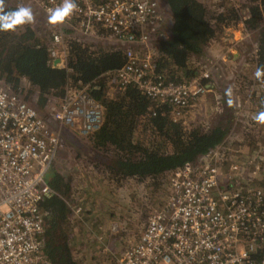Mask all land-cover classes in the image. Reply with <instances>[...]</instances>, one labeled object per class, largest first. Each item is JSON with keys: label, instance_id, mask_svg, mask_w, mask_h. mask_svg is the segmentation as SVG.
<instances>
[{"label": "built area", "instance_id": "built-area-1", "mask_svg": "<svg viewBox=\"0 0 264 264\" xmlns=\"http://www.w3.org/2000/svg\"><path fill=\"white\" fill-rule=\"evenodd\" d=\"M32 1L48 16L63 3ZM76 4L62 26L84 35L107 31L129 46L125 64L106 73L115 88L124 91L136 84L158 107H167L163 114L190 128L188 118L196 103L214 86L203 81L212 80L213 75L199 70L189 81L177 82L154 71L158 44L170 34L163 1L76 0ZM152 42L155 48L148 46ZM139 45L147 49L139 53ZM67 53L68 40L61 30L54 32L52 61L60 59V66H66ZM53 118L60 129L72 126L90 139L103 125V102L89 92V86H70ZM60 139V131L52 130L24 97L0 86V264H49L40 206L51 192L46 175L57 158ZM224 143L200 161L157 177L161 184L167 181V194L152 207L140 240L117 258V264H264V187L256 183L257 174L239 176L244 167L224 159L228 152ZM220 162L229 163L228 184L220 183ZM248 163L255 167L254 173L260 168L253 160ZM233 172L240 174L233 177ZM74 211L79 216L83 206Z\"/></svg>", "mask_w": 264, "mask_h": 264}, {"label": "trees", "instance_id": "trees-1", "mask_svg": "<svg viewBox=\"0 0 264 264\" xmlns=\"http://www.w3.org/2000/svg\"><path fill=\"white\" fill-rule=\"evenodd\" d=\"M162 1L168 8L172 25L170 34L158 44L160 55L155 62V72L166 74L177 82L189 81L199 72L197 56L204 52L224 25L240 20L247 30L257 32V68L264 66V0H248L242 8L227 5L225 11L217 15L203 0ZM18 7L4 0L5 11ZM244 8L249 11L248 17L242 16ZM50 44L38 35L31 24L14 30H0L1 77L18 94L28 86L27 98L38 93L41 106L52 95L61 98L70 83L77 88L89 86V92L104 106L103 125L91 139L105 157L97 161L95 167L104 166L113 179L130 178L141 182L151 178L152 184L158 187L161 182L157 177L185 163L200 161L206 153L226 140L238 122L232 98L224 95V112L216 124L210 129L197 125L186 129L163 114L167 112V107H158L136 84L129 85L116 95L108 93L112 78L106 73L125 64L124 49H94L70 38L66 66L62 67L53 66ZM259 80L264 82V78ZM211 81L206 79L203 82ZM47 181L51 192L43 198L40 206L44 214L46 257L49 264H79L70 242L74 215L71 178L66 179L54 171ZM88 200L89 197L84 201L82 212L86 221L90 214L86 208Z\"/></svg>", "mask_w": 264, "mask_h": 264}, {"label": "rangeland", "instance_id": "rangeland-1", "mask_svg": "<svg viewBox=\"0 0 264 264\" xmlns=\"http://www.w3.org/2000/svg\"><path fill=\"white\" fill-rule=\"evenodd\" d=\"M203 1L208 4L209 9L215 15L223 13L227 5L242 8L243 3L248 2V0ZM7 2L10 5H19V7H30L35 15V22L31 23V26L38 35L50 43L52 34L61 30L66 41L70 38L78 39L94 49L120 48L126 51L129 47L107 31L84 35L60 23L51 24L49 16L32 0H7ZM248 15V9H242V16L248 17ZM165 18L166 29L168 28L170 32L172 19L167 10ZM244 24L241 20L235 23L237 28L234 30L236 31L228 34H223L224 28L222 27L217 37L208 43L201 55L197 56L200 72L211 71L212 82L218 88L217 90L210 88L211 92L196 103L188 118L190 127L188 129L196 125L210 129L220 116V108L223 104L225 105V100L220 97V94L230 96L234 102V109H237L238 122L234 124L225 140L224 146L228 152L224 159L230 162L235 161L233 163L239 164L242 169L244 167L241 175H239L240 172H233V177L257 174L260 179L256 183L263 184L264 187V122L257 120V116L264 112V82L257 79L255 75L256 58L258 57L257 32H245ZM239 25L243 26V31L240 29L239 32ZM66 30L71 32H66ZM148 46L155 48L156 43L152 42ZM136 49L142 53L147 46L139 45ZM234 52L238 53L237 58H234ZM0 86L9 87L1 74ZM70 86L71 83L68 84V87ZM25 88L26 90L19 94L49 122L52 130L60 131L61 147L46 178H49L50 173L54 171L59 172L66 179L71 178L74 191L71 200L73 210L78 205L85 207L83 201L89 197V203L86 205L90 211L88 220L86 221L84 213L77 216L75 211L72 217L73 228L70 242L75 257L79 260V264H117V258L140 240L148 225L152 207L160 204L167 194V181L165 180L166 184L164 182L161 184V182L160 188V185L158 187L153 185V181L149 178L141 182L130 178L124 180L111 178L104 166L95 167L97 161L104 160L102 158L105 155L100 152L91 138L80 135V132L72 126L64 125L61 129L57 127L53 115L62 97L52 95L48 102L41 106L38 93L27 98L26 91H29V87L25 86ZM235 91H241L239 96H236ZM118 92L121 91L110 83L108 93L116 95ZM249 160H253L254 165H259L260 168L256 173H254L255 167L252 168L247 162ZM241 162H245V166ZM223 165V162H220V183L228 184L231 180L230 166L229 163L225 164V167ZM95 227L97 229L93 232L92 229Z\"/></svg>", "mask_w": 264, "mask_h": 264}, {"label": "clouds", "instance_id": "clouds-1", "mask_svg": "<svg viewBox=\"0 0 264 264\" xmlns=\"http://www.w3.org/2000/svg\"><path fill=\"white\" fill-rule=\"evenodd\" d=\"M77 7L76 0H63L59 7L50 11L49 23L65 22ZM34 22L35 15L30 7L20 6L15 10L5 11L4 0H0V30H14L16 27ZM255 75L258 79L264 78V66L258 67ZM228 91L230 92V89ZM229 103H231L230 100ZM257 120L264 122V112L257 116Z\"/></svg>", "mask_w": 264, "mask_h": 264}, {"label": "water", "instance_id": "water-1", "mask_svg": "<svg viewBox=\"0 0 264 264\" xmlns=\"http://www.w3.org/2000/svg\"><path fill=\"white\" fill-rule=\"evenodd\" d=\"M237 25H234V24H232V25H224L223 26V28H224V30H223V34H228L229 32H235L236 30H234V29H236L237 27H236ZM239 27V32L242 30L243 31V26L242 25H239L238 26ZM241 29V30H240ZM234 54V58H237L238 57V53L237 52H234L233 53ZM53 66H60V59H55L54 61H53ZM214 87V86H213Z\"/></svg>", "mask_w": 264, "mask_h": 264}, {"label": "crops", "instance_id": "crops-1", "mask_svg": "<svg viewBox=\"0 0 264 264\" xmlns=\"http://www.w3.org/2000/svg\"><path fill=\"white\" fill-rule=\"evenodd\" d=\"M253 67H254V66H253ZM251 68H252V67H251ZM251 68H250V69H251ZM214 86H215V89L218 88L217 85L214 84ZM216 90H217V89H216ZM240 92H241V91H235L236 96H239ZM222 94H223V95H222ZM222 94H220V97L225 99L224 93H222ZM226 95H227V94H226ZM221 100H222V99H221ZM210 101L213 102V99L210 98ZM223 110H224V106L220 108V114L223 112ZM216 123H217V121H216ZM86 199H87V198H86ZM86 199H85V200H86ZM85 200H84V201H85ZM84 201H83V203H84ZM88 201H89V200H88ZM87 205H88V203H87Z\"/></svg>", "mask_w": 264, "mask_h": 264}, {"label": "flooded vegetation", "instance_id": "flooded-vegetation-1", "mask_svg": "<svg viewBox=\"0 0 264 264\" xmlns=\"http://www.w3.org/2000/svg\"><path fill=\"white\" fill-rule=\"evenodd\" d=\"M9 88V87H8ZM10 90H12L11 88H9ZM13 91V90H12ZM25 99V98H24Z\"/></svg>", "mask_w": 264, "mask_h": 264}]
</instances>
